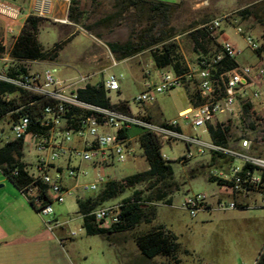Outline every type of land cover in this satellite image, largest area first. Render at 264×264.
Segmentation results:
<instances>
[{
    "label": "rangeland",
    "instance_id": "1",
    "mask_svg": "<svg viewBox=\"0 0 264 264\" xmlns=\"http://www.w3.org/2000/svg\"><path fill=\"white\" fill-rule=\"evenodd\" d=\"M75 1L83 11L79 24L67 19L70 3L53 1L57 10L53 8L51 14L46 15L47 22L38 31V41L44 49H50L74 35L60 50H56L54 59L45 61L49 63L46 65L56 69L55 77L68 83L78 74L95 73L98 71L95 62L102 61L105 67L110 64V60L105 58L109 51L117 64L102 75H96L93 81L102 80L107 73L121 76L118 93L108 94L112 103L126 101L132 114L149 112L151 116L147 117L157 124L177 120L182 134L209 141L210 136L205 128H192L184 120L178 119V112L189 105L187 92L195 93L193 83L187 82L183 87L158 95L152 104L140 105L135 102L145 83L156 80L158 76L150 58V48L159 38L173 37L183 60L192 66L198 50L191 33L199 25L222 14L238 18L261 42L264 39V0H151L174 4L168 13L167 25L163 24L159 15L147 11L146 7L144 11L124 9L119 6L118 0ZM245 9L249 13L241 15L240 12ZM2 33L0 31V35ZM221 33V39L226 38L238 50L236 61L239 65L259 64L257 56L240 36L234 34L231 25H224L216 38ZM218 42L217 39L207 44L206 51H217ZM112 44L128 49H137L138 44H142L144 49L122 58L120 53L110 49ZM144 71L150 74L145 77ZM245 110L248 117L257 122L259 134L264 132V105L254 102ZM235 135L233 129L228 134L229 137ZM191 150L192 157L184 159L188 151L183 142L162 144L161 152L172 166L177 188L167 192L164 198L171 199L170 205L161 201L141 207L145 211L154 209L153 215H148L151 218L150 226L167 225L177 234L181 245L177 262L161 257L147 260L134 255L132 236L148 228L145 222L131 230L113 233L108 240L99 235H87L73 196L66 197L62 204L52 203V214L42 215L0 173V264H252L264 244V208L249 203L250 207L245 210H213L190 217L180 207L183 198L195 193L213 194L216 185L207 180L209 171L226 164V160L216 158L209 165V154L200 156L195 148ZM146 168L142 150L135 146L134 159L115 163L106 169V173L114 181H119ZM86 169L89 175L81 178L79 184L93 179L91 170ZM131 193L132 190L128 189L121 196L97 207L121 203ZM83 195L95 197L98 192Z\"/></svg>",
    "mask_w": 264,
    "mask_h": 264
},
{
    "label": "built area",
    "instance_id": "2",
    "mask_svg": "<svg viewBox=\"0 0 264 264\" xmlns=\"http://www.w3.org/2000/svg\"><path fill=\"white\" fill-rule=\"evenodd\" d=\"M53 1L70 3L72 0H40L36 13L50 15ZM0 14L16 17L20 9L0 3ZM224 25L232 26L234 34L257 56L258 65L236 62L239 53L236 47L226 38L219 40L222 33L216 38ZM196 29L207 39H218V50L206 55L199 52L192 66L185 62L187 69L181 74L157 70L156 80L145 83L134 100L140 105L152 104L158 95L183 87L187 82L193 83L198 104L178 113V119L207 132L209 126H219L226 138L225 145L216 144L211 138L203 141L197 136L182 134L177 120L157 124L145 113L134 115L126 101L112 103L108 94L118 93L121 76L107 73L102 80L93 81L96 75L117 64L109 51L105 57L110 60L108 66L95 73L78 74L65 83L55 77V68L41 65V61L13 59L11 45L3 32L0 83L12 87V91L0 92V148L19 143L21 168L3 164L0 173L6 179L20 172L25 174L29 183L18 191L40 214L49 216L52 203L62 204L68 196L83 200V193H99L108 182L114 181L106 169L134 159L135 146L140 147L138 136L126 135L135 127L157 137L161 147L174 141L183 142L188 151L184 159L191 158V148H195L200 156L209 154L226 160L222 168L209 171L218 188L215 193H195L183 198L180 207L190 217L213 210H245L250 207L249 203L264 208V132L259 134L257 122L245 110L254 102L264 105V39L256 40L230 14L212 18ZM226 59L234 60L235 65L215 75L216 65ZM149 74L144 71L145 77ZM89 87L101 88L108 106L81 101L79 92ZM232 129L236 135L229 137ZM161 158L166 160L162 152ZM86 168L93 173V179L79 184L81 178L89 175ZM121 207V203H116L95 208L90 213L94 226L104 230L119 226ZM252 264H257V259Z\"/></svg>",
    "mask_w": 264,
    "mask_h": 264
},
{
    "label": "trees",
    "instance_id": "3",
    "mask_svg": "<svg viewBox=\"0 0 264 264\" xmlns=\"http://www.w3.org/2000/svg\"><path fill=\"white\" fill-rule=\"evenodd\" d=\"M118 1L119 6L121 5V8L124 9L134 8L144 11L147 8V11L154 15H159L164 25L169 23L168 13L174 5L151 0ZM248 13L249 10L247 9L240 12L241 15ZM82 15L83 11L79 9V3L72 0L68 7L67 19L73 24H79ZM254 15L257 16L255 12ZM43 21V17L33 13L26 17L20 33L15 38L10 49V56L13 59L17 61L52 60L56 57V50H60L64 43L68 42L74 36L70 35L55 44L52 48L44 49L37 40V34ZM191 37L198 50V54L200 52L206 55L208 53L205 48L206 45L215 41L212 38L207 39L205 34L199 29H195L191 33ZM157 41L150 48V58L154 68L156 70H170L176 74L185 72L187 69L185 61L179 53L178 45L173 40V37H163L157 39ZM110 49L115 53H120L122 58H126L134 55L140 49L143 50L144 46L138 44L137 49L133 47L128 49L126 46L112 44L110 45ZM234 65V60L226 59L216 65V72L214 74L217 75L223 69L232 68ZM2 91H12V87L0 83V92ZM78 97L81 101L92 105L100 107L108 106V100L101 88L89 87L86 91L79 92ZM187 97L191 105L196 106L198 104L195 93L187 92ZM123 108L125 109V107ZM208 133L212 141L216 144H226V138L219 126L215 128L209 126ZM127 134L138 135L139 146L142 150V156L147 164V168L142 172L126 176L119 181L108 182L95 197H86L83 200L76 201L77 214L82 218L83 229L87 235H99L108 240L109 235L131 230L141 222L149 225L151 224V218L148 215L152 216L154 209L145 211L141 208L143 205L161 201H164L168 205L171 204V199L164 200V198L168 195L167 192L173 188H177V182L175 181L170 162L161 158L160 140L150 132L135 127L129 130ZM20 155L19 143L12 142L0 148V169H2L3 164H6L8 168L15 166L21 168L18 164ZM215 159V155H211L209 165H212ZM7 180L18 190L29 183V179L22 172L16 177L7 178ZM207 180L211 183L215 182V179L210 175H208ZM128 189H131L132 193L121 202L122 223L110 230L95 227L92 222V216L90 215L94 208L103 202L121 196ZM42 195H45L43 189ZM29 204L32 206L31 203ZM132 237L135 247L143 258L151 260L155 257H161L177 262L176 257L181 252V245L177 236L167 230L163 225H149L145 231L137 232ZM257 264H264V250L259 252Z\"/></svg>",
    "mask_w": 264,
    "mask_h": 264
},
{
    "label": "crops",
    "instance_id": "4",
    "mask_svg": "<svg viewBox=\"0 0 264 264\" xmlns=\"http://www.w3.org/2000/svg\"><path fill=\"white\" fill-rule=\"evenodd\" d=\"M0 3L6 4V5H12V6L17 7L18 9H20V15H18L16 17H11V16L0 14V31L4 32L6 34V38L8 40V44H10L12 46L15 38L20 33V30H21V28L23 26V23H24V20L26 19V17L29 14H31V13L39 15L38 13H36V8L38 7V5L40 3V0H23V1H21V0H11V2H8L6 0H0ZM52 7L55 9V11L57 10L56 9L57 8L56 4L53 5V3H52ZM39 16L44 18V21L42 22L41 26L45 25L46 22H47V17L45 15H39ZM221 36L222 35H220L219 40H222ZM37 40H38V34H37ZM41 62H42L41 65L49 64V63H46L45 61H41ZM97 66H98V70L99 69L101 70V69H103L105 67V65L103 64L102 61L99 62V64ZM191 106L192 105L189 103V105L187 107L181 109L178 113H180V112H182L184 110H187ZM145 114L151 116V114L149 112H145ZM134 136H136V135H132V137H134ZM0 187H2V186H0ZM217 190H218V188L216 187V190H214L213 192L215 193ZM93 196L94 195H83L84 198L93 197ZM247 201H248V199H245V202H247ZM164 227L167 230L171 231L175 236H177V234L175 232H173V230L171 228H168L167 225H165ZM177 238H178V236H177ZM133 246H134V248H133L134 249V251H133L134 255L136 257L142 258V256L138 252L137 248L135 247V244H133Z\"/></svg>",
    "mask_w": 264,
    "mask_h": 264
}]
</instances>
